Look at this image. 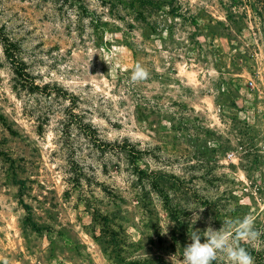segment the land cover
Returning a JSON list of instances; mask_svg holds the SVG:
<instances>
[{
    "label": "rangeland",
    "instance_id": "obj_1",
    "mask_svg": "<svg viewBox=\"0 0 264 264\" xmlns=\"http://www.w3.org/2000/svg\"><path fill=\"white\" fill-rule=\"evenodd\" d=\"M261 3L0 0V264H184L189 208L264 264Z\"/></svg>",
    "mask_w": 264,
    "mask_h": 264
},
{
    "label": "clouds",
    "instance_id": "obj_2",
    "mask_svg": "<svg viewBox=\"0 0 264 264\" xmlns=\"http://www.w3.org/2000/svg\"><path fill=\"white\" fill-rule=\"evenodd\" d=\"M149 75L148 69L137 63L133 66L130 79L133 82L143 80ZM193 210L190 218L191 232H188L190 242L183 247L184 264H214L219 256H224L228 264H254V258L245 247L246 242L255 240L260 235L250 216L232 217L223 221L217 230L209 226L203 231L192 225L200 219L199 208ZM202 237H206L202 243Z\"/></svg>",
    "mask_w": 264,
    "mask_h": 264
},
{
    "label": "trees",
    "instance_id": "obj_3",
    "mask_svg": "<svg viewBox=\"0 0 264 264\" xmlns=\"http://www.w3.org/2000/svg\"><path fill=\"white\" fill-rule=\"evenodd\" d=\"M262 3L259 6H255V4H250L252 7H255L256 12L261 13V10L264 9V0H258Z\"/></svg>",
    "mask_w": 264,
    "mask_h": 264
},
{
    "label": "built area",
    "instance_id": "obj_4",
    "mask_svg": "<svg viewBox=\"0 0 264 264\" xmlns=\"http://www.w3.org/2000/svg\"><path fill=\"white\" fill-rule=\"evenodd\" d=\"M233 154H234V152H233V151H232V152H230V153H229V157H230V158H232V155H233Z\"/></svg>",
    "mask_w": 264,
    "mask_h": 264
}]
</instances>
